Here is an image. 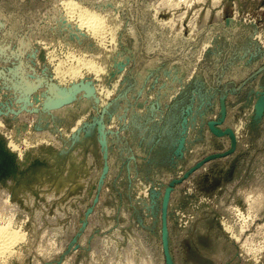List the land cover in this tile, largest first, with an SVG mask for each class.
Returning <instances> with one entry per match:
<instances>
[{"label":"rangeland","instance_id":"374dc122","mask_svg":"<svg viewBox=\"0 0 264 264\" xmlns=\"http://www.w3.org/2000/svg\"><path fill=\"white\" fill-rule=\"evenodd\" d=\"M260 102L264 0H0V264H264Z\"/></svg>","mask_w":264,"mask_h":264},{"label":"bare ground","instance_id":"6f19581e","mask_svg":"<svg viewBox=\"0 0 264 264\" xmlns=\"http://www.w3.org/2000/svg\"><path fill=\"white\" fill-rule=\"evenodd\" d=\"M66 7V11H68V17L69 19L73 20L75 18L78 19L79 21V30L81 31H85L86 32H90L92 33L91 35H93V37L95 36L96 38H98L101 41V44H105L104 47L111 46L113 44L112 41V37L110 35L111 31L109 29V26L111 25L110 23H107L108 21L102 17H99L97 15L94 14V12L91 11H87L83 8H81V6H79L78 4L74 3V2H66L65 5ZM64 7V8H65ZM93 11V10H92ZM67 13V12H66ZM65 13V14H66ZM97 14V13H96ZM105 14V13H104ZM101 15V14H100ZM67 17V16H66ZM67 17V18H68ZM112 18V17H111ZM110 19V18H109ZM65 20V19H64ZM115 20V19H114ZM68 22V21H67ZM76 22V21H75ZM69 23V22H68ZM108 24H110L108 26ZM77 26V25H76ZM77 26V27H78ZM113 27V26H112ZM111 28V27H110ZM79 32V33H80ZM78 33V34H79ZM81 36V35H80ZM92 37V36H91ZM94 37V38H95ZM97 39V40H98ZM103 42V43H102ZM115 39H114V44H115ZM64 47H61L60 50L62 51V53L60 54H64L66 56V58H68V62H66V65H63L64 68L62 70H68V74H65L62 72H60V76L62 77L63 80L68 79V75H75L77 77L78 74L81 73V70H90V71H96L97 73L101 72V68L102 66H98L93 62V60L90 59V56H84L81 54H78L77 51L74 52L72 50L65 47V45H63ZM69 46V45H68ZM113 47V46H112ZM55 49V48H54ZM106 50V48H105ZM63 55V57H65ZM97 58H99L97 56ZM95 59V57H94ZM73 61H77V63L81 66V69L78 68H73ZM98 62V61H97ZM106 62V61H105ZM75 63V62H74ZM100 64V63H99ZM103 64V62L101 63V65ZM75 65V64H74ZM77 66V65H75ZM104 67V66H103ZM102 67V68H103ZM105 69V67L103 68ZM108 69V68H107ZM58 71V70H57ZM89 71V72H90ZM103 71V70H102ZM104 72V71H103ZM83 75V73H81ZM58 75V74H57ZM99 75V74H98ZM71 77V76H70ZM69 77V80H71ZM67 81V80H66ZM14 147L16 149H18L19 146L14 145ZM18 235V234H17ZM13 231L10 230V228L7 227H0V257L3 258V256H7V254H10V251L12 252L11 248L14 246V244L16 242H18V236H17ZM16 246V244H15ZM14 249V248H13ZM14 251V250H13ZM13 253V252H12ZM9 256V255H8ZM11 256V254H10Z\"/></svg>","mask_w":264,"mask_h":264},{"label":"water","instance_id":"95a60500","mask_svg":"<svg viewBox=\"0 0 264 264\" xmlns=\"http://www.w3.org/2000/svg\"><path fill=\"white\" fill-rule=\"evenodd\" d=\"M81 91H85L88 96H91L94 93V89L90 85H86L84 83H81L78 86H74L70 90L60 89L57 86H54L51 89L53 97L49 98L46 107H48L49 109L63 108L64 106L72 103L76 94ZM263 110L264 102H260L258 105V112L262 114Z\"/></svg>","mask_w":264,"mask_h":264}]
</instances>
